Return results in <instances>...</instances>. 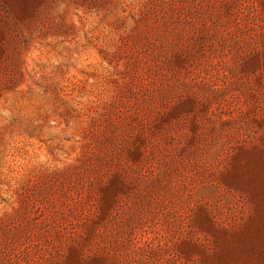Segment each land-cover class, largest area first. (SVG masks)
Segmentation results:
<instances>
[{"label":"rangeland","instance_id":"rangeland-1","mask_svg":"<svg viewBox=\"0 0 264 264\" xmlns=\"http://www.w3.org/2000/svg\"><path fill=\"white\" fill-rule=\"evenodd\" d=\"M0 264H264V0H0Z\"/></svg>","mask_w":264,"mask_h":264}]
</instances>
